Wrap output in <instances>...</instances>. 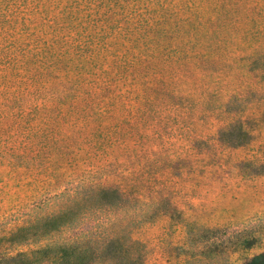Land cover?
I'll return each mask as SVG.
<instances>
[{
    "label": "rangeland",
    "instance_id": "obj_1",
    "mask_svg": "<svg viewBox=\"0 0 264 264\" xmlns=\"http://www.w3.org/2000/svg\"><path fill=\"white\" fill-rule=\"evenodd\" d=\"M196 2L219 19L182 35L175 0H0V264L63 211L44 242L89 250L67 264H264V0ZM78 46L112 73L94 131L72 126Z\"/></svg>",
    "mask_w": 264,
    "mask_h": 264
},
{
    "label": "trees",
    "instance_id": "obj_2",
    "mask_svg": "<svg viewBox=\"0 0 264 264\" xmlns=\"http://www.w3.org/2000/svg\"><path fill=\"white\" fill-rule=\"evenodd\" d=\"M203 1V0H202ZM231 1V0H229ZM234 1V0H233ZM200 6V7H199ZM180 9L188 10L186 16L180 17L179 21H177V27L174 28V33L185 35L189 33L190 25L193 22V17L195 16L197 20H214L213 18L218 17H210L208 18L207 12L209 7H204L203 2L197 3L196 0H175V4L171 9V15L178 16L180 15ZM190 15V16H189ZM206 15V16H205ZM211 24V23H210ZM126 32L124 33L123 37H128L132 34V30L127 27L125 28ZM169 30H165V33H168ZM74 39V38H73ZM75 40V39H74ZM95 41V40H93ZM105 45V44H103ZM101 45V46H103ZM100 46V51H103L105 48ZM50 48H48L49 50ZM77 51L79 53L78 56L72 58L74 61L75 68L77 71V76H71L70 78L67 77L65 79V84L70 85V92L73 93V105H72V112L76 115L77 121L72 123L74 129L80 128H88L91 131L96 129V123L98 122L100 116L99 111L97 109V104H99V100L104 92H106L110 88L111 84V72L107 69L97 68L96 67V60L99 59L98 56L94 54L96 49H93L89 52L85 50L84 47L78 46ZM65 58L60 57L59 62H63ZM67 62V60H66ZM45 74L52 75L57 71V67L50 65L51 68H47ZM49 69V70H48ZM99 69V71L97 70ZM67 75H70L69 70H67ZM84 73L87 75L84 76ZM86 82L87 84H85ZM67 87V86H66ZM102 99V98H101ZM82 102L80 105H76L77 101ZM75 102V103H74ZM83 121L82 125L78 124V122ZM235 125H231L229 129H221L220 130V137L221 139L228 141L231 145H240L243 143V139L241 138H232L234 135ZM47 228L44 230H34L32 232H28L22 237L15 239V244L10 246L6 255H10L12 258H22L29 262V264H67L68 262H75L81 263L85 257L89 255V250L80 242H72V243H49L44 242L43 238L47 235L48 232L54 230L62 229L63 225H67L68 221V211H63L58 215H54L46 220ZM27 228V227H25ZM13 240V241H14ZM28 240H32L36 242V246H28L25 250H15L16 243L20 245H24V243ZM104 241L107 243H113V237L105 238ZM135 246H139V243L135 240L129 242L127 247H122L120 250L115 252V254H110L111 258H120L122 256H127L128 258L132 259L133 255L136 253L135 251L139 250L135 248ZM14 248V250L11 249ZM133 247V252L131 248ZM16 251V252H15ZM135 252V253H134ZM2 253V251H1ZM95 257L100 256L98 252H93Z\"/></svg>",
    "mask_w": 264,
    "mask_h": 264
}]
</instances>
